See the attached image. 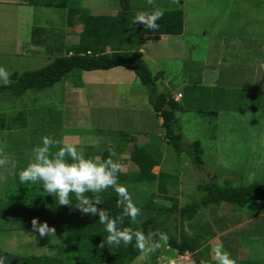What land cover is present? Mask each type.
Here are the masks:
<instances>
[{
	"label": "rangeland",
	"instance_id": "obj_1",
	"mask_svg": "<svg viewBox=\"0 0 264 264\" xmlns=\"http://www.w3.org/2000/svg\"><path fill=\"white\" fill-rule=\"evenodd\" d=\"M15 1L0 3V65L9 71V80L54 60L44 46L32 43L35 30L41 38L45 30L53 31L54 42L65 45L77 44L81 32L80 27H73L77 18H71L67 9ZM71 1L95 15H113L129 5L136 15L154 7L183 10L184 34L161 39L142 36V52L151 73L158 77L157 94L169 92L174 99L179 93L183 96L177 101L183 108L177 113L179 127L187 151L190 144L200 143L202 164L195 163L191 151L177 154L167 143L150 102V89L123 67L74 70L53 87L28 91L22 98L0 94V122L7 127L0 130V155L14 160L19 170L45 135L76 143L87 156L107 149L115 152L114 160L126 161L121 169L129 172L124 185L141 209L133 225L155 217L167 229L160 239L162 254L167 235L181 229L174 202L179 209L200 203L205 196L200 187L213 178L221 186L227 181L234 187L264 185V0ZM142 29L144 25L135 22L133 31ZM134 146L156 150L161 164L153 169L160 175L155 183L138 181V168L129 161ZM152 200L158 204L149 210ZM68 207L58 205L55 195L44 193L39 182L21 185L18 176L0 168L1 253L84 264L67 259L64 224L69 218L93 216ZM160 208L173 212L164 214ZM230 208H203L193 221L183 222L182 229L208 239L230 230L207 247L210 253L205 259L191 257L190 263L181 264H216L213 249L217 245H223L236 264H264V203L253 202L234 213ZM34 217L54 227L56 236L41 237L32 229ZM239 221L245 223L237 225ZM164 255L160 264H180L175 260L177 251L168 249ZM156 256V250L147 256L141 253L132 264H158Z\"/></svg>",
	"mask_w": 264,
	"mask_h": 264
},
{
	"label": "trees",
	"instance_id": "obj_2",
	"mask_svg": "<svg viewBox=\"0 0 264 264\" xmlns=\"http://www.w3.org/2000/svg\"><path fill=\"white\" fill-rule=\"evenodd\" d=\"M28 3L35 7L67 9L71 18H77V24L73 27H80L81 29L79 42L71 45L55 43L53 31L47 32L44 29L46 33L44 32L45 34L41 38L36 36L35 30L32 43L39 47L44 46L47 52L54 57V60L42 69L12 75L7 84L0 86V94L7 93L15 98H22L28 91L41 92L53 87L74 70L93 72L109 71L123 67L131 70L140 83L150 89L152 93L150 102L154 113L162 120L161 127L167 143L174 148L177 154L187 151L177 116V113L182 111L183 108L169 92L157 94L156 81L158 77H154L151 73L146 57L142 52V36L161 39L163 37H179L183 35L184 12L182 9L163 11V16L157 21L158 29L151 31L145 28L141 32L136 33L133 31L135 24L133 19L136 13L130 10V5L121 7L116 15H95L88 9L80 6L76 7L71 0H29ZM212 114L217 115V113ZM6 128L4 121H1L0 130ZM188 151H191L190 155L195 160V163L200 166L203 154L200 143L190 144ZM123 153L124 151L121 152V154ZM109 154L110 150L107 149L99 153L98 156L103 159L108 158ZM115 156L112 158L115 159ZM129 161L138 168L137 177L139 182L155 183L160 177V175L153 173V169L160 167L161 164L156 150L134 146L130 153ZM120 162L122 165L126 164L124 160H120ZM128 173L121 170L118 174V182L122 184L127 182ZM200 192L205 194L200 203L179 209L177 202H174L176 203L175 207H177L176 212L179 213L182 221L179 223L181 229H176V235L168 234L164 242L165 245L177 251L181 256L185 254L194 255L193 258L196 261L201 258L202 260L205 259L206 253H210V248L209 250L207 247L202 249L209 239L203 234H192V231L188 232L182 229L184 221H193L201 209H207L210 206L228 205L232 208L229 211L234 213L236 208H244L250 203H264V185L234 187L227 181L225 185L221 186L213 178L206 186L200 187ZM85 195L91 197L93 194L85 193ZM98 195L102 201V204L98 205V207L107 209L112 216L121 214V208L117 207L118 196L112 188H108ZM70 197L72 203L75 204L77 202L75 196L70 194ZM156 204L158 203L154 200L149 201L147 209L154 210L152 207H155ZM67 206L75 207L74 205ZM161 211L166 212L164 214H172L173 209L164 210L160 208ZM98 219V216H93L89 220L69 218L65 222L67 259L80 260L84 264H98L101 262L106 264H132L141 254V251L134 246V242L133 244L119 247L108 246L107 244L101 246V242L107 236V233ZM241 223L239 221L236 224L241 225ZM118 227H131L134 230H140L145 233H154L155 240L158 243L156 258L160 255V239L162 235H166L168 232H166L167 229L161 226L157 218L151 217L134 226L130 218L123 217L122 223L118 224ZM228 230L230 229L228 228L221 232L227 233ZM65 262L63 259L51 257L21 259V264H65Z\"/></svg>",
	"mask_w": 264,
	"mask_h": 264
},
{
	"label": "clouds",
	"instance_id": "obj_3",
	"mask_svg": "<svg viewBox=\"0 0 264 264\" xmlns=\"http://www.w3.org/2000/svg\"><path fill=\"white\" fill-rule=\"evenodd\" d=\"M163 14L162 9L154 7L150 12L137 13L133 23H142L144 28L154 31L159 28L157 21ZM9 76L7 68L0 65V84H7ZM179 95L176 96V101L182 99V95L180 99L178 98ZM115 155V152H110L109 157L103 159L98 156H87L76 143L45 135L41 137V142L32 148L26 166L17 170L14 160L0 155V168L6 167L11 175L18 176L21 185L39 182L44 193L55 195L58 205H74L83 214L98 216L99 223L104 226L107 233L101 246L107 244L119 247L134 242V246L147 256L158 247L155 234L134 230L131 227H118L123 217L135 220L141 209L133 202L127 186L118 182L122 163L112 158ZM108 188H112L118 196L117 207L121 208L119 216H112L107 209L98 207L102 204L98 194ZM85 193L93 195L90 197ZM70 194L75 196L77 201L75 204L72 203ZM31 226L41 237L55 235V228L49 226L46 221L39 222L34 217ZM213 253L216 264H236L235 259L224 250L223 245H217ZM0 264H3L2 260Z\"/></svg>",
	"mask_w": 264,
	"mask_h": 264
},
{
	"label": "crops",
	"instance_id": "obj_4",
	"mask_svg": "<svg viewBox=\"0 0 264 264\" xmlns=\"http://www.w3.org/2000/svg\"><path fill=\"white\" fill-rule=\"evenodd\" d=\"M24 1V4H27L28 5V1L29 0H23ZM15 2H17V1H15V0H12V1H10V0H0V3H15ZM21 5V4H20ZM118 13V11H115V13H112L113 15H116ZM185 24V23H184ZM185 29V28H184ZM184 34V33H183ZM180 94V93H179ZM178 94V95H179ZM177 95V96H178ZM182 99H183V96H182ZM161 123H162V120H161ZM156 168H159V167H156ZM232 209V208H231ZM243 223H245V222H243ZM243 223H241V224H243ZM223 234H225L224 232H219L218 234L217 233H214L213 235H211L212 237H210V239L208 240V242L204 245V247L202 248V249H204V248H206V247H210V245L212 244V242H215L220 236H222ZM166 247H165V250L162 252V254L160 253V255H158V257H157V262H158V264H160V262L165 258V255H164V253L166 252V251H168V249H170L167 245H165ZM201 249V250H202ZM191 257H192V260H195V259H193V257H194V255H192V254H185L184 256H181V255H179V257L178 258H176L175 260H179V262H180V264L181 263H190L192 260H191ZM196 261V260H195ZM163 264V263H162Z\"/></svg>",
	"mask_w": 264,
	"mask_h": 264
},
{
	"label": "water",
	"instance_id": "obj_5",
	"mask_svg": "<svg viewBox=\"0 0 264 264\" xmlns=\"http://www.w3.org/2000/svg\"><path fill=\"white\" fill-rule=\"evenodd\" d=\"M0 260L3 264H21V258L16 255L1 254Z\"/></svg>",
	"mask_w": 264,
	"mask_h": 264
},
{
	"label": "built area",
	"instance_id": "obj_6",
	"mask_svg": "<svg viewBox=\"0 0 264 264\" xmlns=\"http://www.w3.org/2000/svg\"><path fill=\"white\" fill-rule=\"evenodd\" d=\"M179 99L181 98V95H179V97H178Z\"/></svg>",
	"mask_w": 264,
	"mask_h": 264
}]
</instances>
